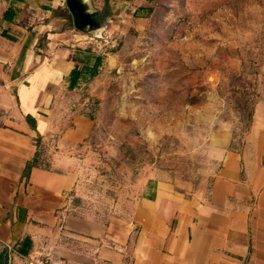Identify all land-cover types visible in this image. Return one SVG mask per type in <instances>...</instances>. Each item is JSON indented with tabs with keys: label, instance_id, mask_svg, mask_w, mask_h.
Segmentation results:
<instances>
[{
	"label": "rangeland",
	"instance_id": "374dc122",
	"mask_svg": "<svg viewBox=\"0 0 264 264\" xmlns=\"http://www.w3.org/2000/svg\"><path fill=\"white\" fill-rule=\"evenodd\" d=\"M77 2L104 17L76 28L64 0L49 13L50 31L68 33L71 50L100 57L97 73L75 88L91 130L74 150L78 178L66 206L77 219L67 223L131 217V243L140 188L153 179L207 188L220 149L227 139L239 146L264 105V0ZM51 236L55 251L41 252L40 264H58L59 243L91 254L84 233Z\"/></svg>",
	"mask_w": 264,
	"mask_h": 264
},
{
	"label": "crops",
	"instance_id": "0c3cea01",
	"mask_svg": "<svg viewBox=\"0 0 264 264\" xmlns=\"http://www.w3.org/2000/svg\"><path fill=\"white\" fill-rule=\"evenodd\" d=\"M56 7L0 0V264H40L41 252L54 253L57 230L89 236L91 251L83 257L59 243L58 264H264L262 104L241 144L227 139L220 149L207 188L158 179L140 188L132 244L131 217L115 226L67 223L77 219L66 206L78 178L74 150L91 130L75 95L82 81L69 90L67 74L93 59L71 50L64 30L50 31ZM23 236L30 246L19 253Z\"/></svg>",
	"mask_w": 264,
	"mask_h": 264
},
{
	"label": "trees",
	"instance_id": "16d2710c",
	"mask_svg": "<svg viewBox=\"0 0 264 264\" xmlns=\"http://www.w3.org/2000/svg\"><path fill=\"white\" fill-rule=\"evenodd\" d=\"M145 12L148 11V9H144ZM93 17L98 21L101 22L104 15H102V12L100 13H94ZM93 60L91 63H87L83 66H75L74 69H72L69 74H67V89H72L75 87L77 81H84L89 77H92L95 73H97V67L100 63V57L99 56H93ZM34 164V156L29 161L25 163L24 170L27 172L28 167ZM19 246L17 248V251L19 253H25L26 249L30 246L29 244V238L27 236H23L20 241L18 242Z\"/></svg>",
	"mask_w": 264,
	"mask_h": 264
},
{
	"label": "water",
	"instance_id": "95a60500",
	"mask_svg": "<svg viewBox=\"0 0 264 264\" xmlns=\"http://www.w3.org/2000/svg\"><path fill=\"white\" fill-rule=\"evenodd\" d=\"M64 3L67 9L70 11L73 26H75L76 28H82L84 25L94 27L98 23H100L93 17L94 13L88 16V14L82 12L81 5L79 2H77V0H64ZM89 18H92V20Z\"/></svg>",
	"mask_w": 264,
	"mask_h": 264
}]
</instances>
